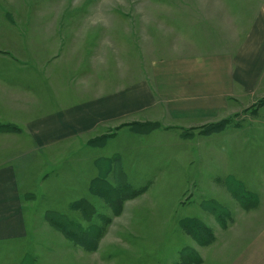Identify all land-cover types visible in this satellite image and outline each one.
Listing matches in <instances>:
<instances>
[{"label": "rangeland", "instance_id": "rangeland-1", "mask_svg": "<svg viewBox=\"0 0 264 264\" xmlns=\"http://www.w3.org/2000/svg\"><path fill=\"white\" fill-rule=\"evenodd\" d=\"M263 21L264 0H0V78L20 83L5 94L39 93L37 109L45 110L44 96L55 92L36 83L50 66L57 77L82 67L85 78L117 87L147 76L158 57L236 50ZM145 121L108 129L111 153L122 157L100 169L98 196L85 204L68 197L69 213H50L84 245L83 264H150L144 256H157L153 264H230L264 225V70L217 118L161 120L143 133ZM0 264L43 263L1 254Z\"/></svg>", "mask_w": 264, "mask_h": 264}, {"label": "crops", "instance_id": "crops-1", "mask_svg": "<svg viewBox=\"0 0 264 264\" xmlns=\"http://www.w3.org/2000/svg\"><path fill=\"white\" fill-rule=\"evenodd\" d=\"M49 70L36 83L47 81L55 92L44 96L45 110L37 109L43 106L37 104L39 93L28 96L22 90L23 99L5 94L3 87L20 83L14 77L0 78V99L13 112L0 111V119L21 128L0 131V246L13 245L12 250L0 247V255L37 256L43 264L70 255L71 264H83V245L52 225L49 216L51 211L69 213L68 197L75 202L99 195L94 187L100 169L109 170L121 155L111 153V138L103 145L92 143L94 138L126 122L167 120L190 126L217 118L261 78L264 21L236 50L158 57L147 76L117 87L110 78H85L82 67L66 77H57L52 66ZM254 227L230 264H264V225L259 232ZM146 259L150 264L159 261L157 256L139 261Z\"/></svg>", "mask_w": 264, "mask_h": 264}, {"label": "trees", "instance_id": "trees-1", "mask_svg": "<svg viewBox=\"0 0 264 264\" xmlns=\"http://www.w3.org/2000/svg\"><path fill=\"white\" fill-rule=\"evenodd\" d=\"M136 122H139V121H136ZM146 123H147V125H140V126H144L142 129H140V128H138V130L140 131V132H143V133H147L148 131H150V130H152V129H154V128H156V127H158L159 126V122H157V121H145ZM151 122H154L153 124L151 123ZM125 124H128V122H126V123H121V124H119L118 125V127H121L122 125H123V127L124 126H126ZM10 129H19L20 130V128L18 127V126H12V125H10V124H4V125H2L1 126V128H0V130H5V131H9ZM137 129V128H136ZM111 131V132H110ZM108 130L107 132H105V133H103V134H100L98 137H96V138H94V140L92 141V143H95V144H97V145H103L112 135H111V133H112V130ZM115 160H117V157L115 158ZM117 163H119V161H117ZM128 193H126V195H127ZM125 194H123V196H124ZM81 202H83V204H84V201H81ZM111 202V201H110ZM58 218V216H53L51 213H50V216H49V219H50V222L52 223V225H54L55 227H57L59 230H61L63 233H65V234H67V236L69 235L70 236V234H69V230H68V228H66L64 225H61V223L60 222H57L56 221V219ZM76 238V237H75ZM83 247H84V245H83ZM92 247V246H91Z\"/></svg>", "mask_w": 264, "mask_h": 264}]
</instances>
